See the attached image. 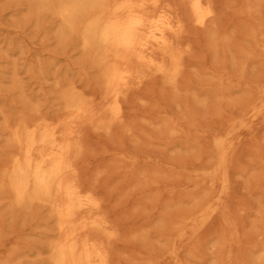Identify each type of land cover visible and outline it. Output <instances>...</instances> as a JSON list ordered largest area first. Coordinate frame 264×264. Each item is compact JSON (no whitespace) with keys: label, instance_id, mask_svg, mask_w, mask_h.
Here are the masks:
<instances>
[{"label":"rangeland","instance_id":"374dc122","mask_svg":"<svg viewBox=\"0 0 264 264\" xmlns=\"http://www.w3.org/2000/svg\"><path fill=\"white\" fill-rule=\"evenodd\" d=\"M215 2L219 28L237 30L234 42L215 53L205 32L191 29L187 39L193 54L187 58L179 94L154 78L136 89L127 105L125 122L135 124L138 132L143 126L151 139L141 136L135 142L121 129L110 136L92 131L85 136L89 152L83 172L89 184L108 197V210L125 234L115 244L118 254L112 264H162L159 256L170 249L176 250L178 264H261L257 256L264 251V115L254 117V109L264 114L259 93L264 88V59L255 52L260 55L246 61L242 72L237 48L244 43L256 51L250 40L242 39L253 22L240 13L243 0ZM259 7L264 31V0ZM25 12L23 0H0V152L8 150L4 114L21 111L28 120L35 117L23 100L6 90L11 78L19 81L31 106L50 118L61 115L53 94L56 79L89 92L98 89L96 72L80 62L78 51L61 48L52 32L42 30L34 18H25ZM220 83L228 89L219 90ZM136 96L146 97V106L139 105ZM140 115L152 124H140ZM215 138L223 140L229 152L228 191L222 194L219 174L213 183L200 181L204 172L217 169ZM119 149L138 156V171L148 177L146 183L144 174L125 177L120 171L125 164L112 153ZM154 179L158 183H152ZM34 213L45 216L43 209L35 208ZM0 220V264H47L39 250L45 241L42 234L49 231L35 215L0 207ZM141 228L148 237L132 239L129 233ZM166 264L175 263L168 259Z\"/></svg>","mask_w":264,"mask_h":264},{"label":"bare ground","instance_id":"6f19581e","mask_svg":"<svg viewBox=\"0 0 264 264\" xmlns=\"http://www.w3.org/2000/svg\"><path fill=\"white\" fill-rule=\"evenodd\" d=\"M23 1L24 17L34 18L42 30L52 32L61 48L78 51L80 62L96 72L98 89L89 92L73 82L64 84V79H56L53 94L61 115L50 118L41 114L37 105L31 106L19 81L11 78L6 90L23 100L24 108L35 117L28 120L21 111L4 114L2 128L8 150L0 152V207L35 215L37 223L50 232L42 234L45 241L39 250L47 264H112L118 254L115 244L125 234L120 220L108 210V197L89 184L83 172L89 152L86 134L92 131L110 136L113 130L121 129L135 142H139L135 138L151 139L143 126L138 132L135 124L125 122L134 91L148 80L159 78L178 95L187 58L193 54L187 39L191 29L204 31L215 53L234 42L237 30L219 28L215 0ZM262 1L243 0L240 13L253 23L245 28L242 39L250 40L256 51L244 43L238 46L242 72L246 61L260 54L264 59L263 23L257 17ZM231 56L235 63L237 56ZM220 89L228 88L220 83ZM259 93L264 97V88ZM136 100L142 106L148 103L143 96H136ZM261 115L262 109L255 108L254 117ZM138 122L152 124L144 115ZM168 131L171 136L175 133L171 125ZM213 143L219 149L217 169L204 172L200 181L213 183L219 174L222 194L228 191L229 152L220 138ZM112 153L125 164L120 168L125 177L134 172L143 176L138 171V156L124 149ZM101 172H97V178ZM144 177L146 183L148 177ZM219 199L220 195L213 201ZM35 208L43 209L45 216L39 218ZM202 220L207 218L203 216ZM184 234L185 229L180 235ZM129 235L145 239L148 231L141 228ZM258 252L257 260L264 264V251ZM177 255L174 249L165 250L159 256L160 263L166 264L169 259L178 264Z\"/></svg>","mask_w":264,"mask_h":264}]
</instances>
